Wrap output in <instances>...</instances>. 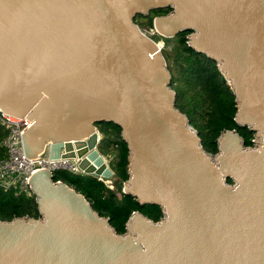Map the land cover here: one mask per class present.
Returning a JSON list of instances; mask_svg holds the SVG:
<instances>
[{"label": "water", "instance_id": "water-1", "mask_svg": "<svg viewBox=\"0 0 264 264\" xmlns=\"http://www.w3.org/2000/svg\"><path fill=\"white\" fill-rule=\"evenodd\" d=\"M155 33L189 31L235 96L236 129L207 152L175 91ZM0 109L27 117L25 155L77 161L110 178L95 123L128 148L122 192L160 206L134 211L120 234L48 170L30 178L38 217L0 219V264H264V0H0ZM228 179L231 182H228Z\"/></svg>", "mask_w": 264, "mask_h": 264}, {"label": "trees", "instance_id": "trees-1", "mask_svg": "<svg viewBox=\"0 0 264 264\" xmlns=\"http://www.w3.org/2000/svg\"><path fill=\"white\" fill-rule=\"evenodd\" d=\"M170 8L151 10L146 16L137 15L135 23L153 28V18L166 14ZM189 31H180L171 37L158 36L164 41L161 52L171 75V87L175 91V107L183 112L190 125L198 132L203 148L215 154V139L224 129H236L245 146H253V132L235 123V96L220 73L216 61L205 54L191 51L187 45ZM99 131L97 150L108 163L112 176L99 178L90 174L56 170L53 181H61L82 194L94 211L109 218L117 233L125 232V224L134 211L157 221L162 216L160 206L140 204L136 198L122 192L128 179V148L121 138V129L112 122L95 123ZM5 129L0 125V159L6 156L1 144ZM111 182V186L107 182ZM228 182H231L228 179ZM33 194L18 193L14 189L0 187V219L14 217H38Z\"/></svg>", "mask_w": 264, "mask_h": 264}, {"label": "built area", "instance_id": "built-area-1", "mask_svg": "<svg viewBox=\"0 0 264 264\" xmlns=\"http://www.w3.org/2000/svg\"><path fill=\"white\" fill-rule=\"evenodd\" d=\"M159 47H162V44ZM0 125L5 129L1 144L6 149V156L0 159V187L2 189H14L26 195L32 194L29 181L38 170H48L52 174L56 170L82 173L74 159H51L45 152L34 158L25 155L22 148V133L31 125L27 117L11 115L0 109Z\"/></svg>", "mask_w": 264, "mask_h": 264}, {"label": "rangeland", "instance_id": "rangeland-1", "mask_svg": "<svg viewBox=\"0 0 264 264\" xmlns=\"http://www.w3.org/2000/svg\"><path fill=\"white\" fill-rule=\"evenodd\" d=\"M141 28V30L147 35V36H149V37H151L154 41H156L157 43H160V44H162V47H163V45H164V41L162 40V39H160V38H158V36L160 37V36H162L161 34H158V32H156L155 33V29L154 28H149L148 26H145V25H143V26H141L140 27ZM161 47V48H162ZM110 186L112 185L111 184V182H107Z\"/></svg>", "mask_w": 264, "mask_h": 264}, {"label": "bare ground", "instance_id": "bare-ground-1", "mask_svg": "<svg viewBox=\"0 0 264 264\" xmlns=\"http://www.w3.org/2000/svg\"><path fill=\"white\" fill-rule=\"evenodd\" d=\"M159 45H161V44L159 43Z\"/></svg>", "mask_w": 264, "mask_h": 264}, {"label": "flooded vegetation", "instance_id": "flooded-vegetation-1", "mask_svg": "<svg viewBox=\"0 0 264 264\" xmlns=\"http://www.w3.org/2000/svg\"><path fill=\"white\" fill-rule=\"evenodd\" d=\"M167 14V13H166Z\"/></svg>", "mask_w": 264, "mask_h": 264}]
</instances>
